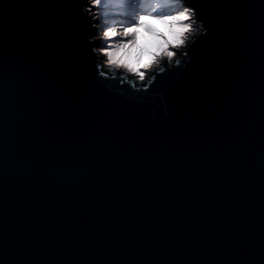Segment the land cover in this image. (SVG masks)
I'll return each mask as SVG.
<instances>
[{"label": "water", "instance_id": "1", "mask_svg": "<svg viewBox=\"0 0 264 264\" xmlns=\"http://www.w3.org/2000/svg\"><path fill=\"white\" fill-rule=\"evenodd\" d=\"M81 3L0 0V264H264V0H191L189 65L219 43L167 108L97 78Z\"/></svg>", "mask_w": 264, "mask_h": 264}, {"label": "clouds", "instance_id": "2", "mask_svg": "<svg viewBox=\"0 0 264 264\" xmlns=\"http://www.w3.org/2000/svg\"><path fill=\"white\" fill-rule=\"evenodd\" d=\"M81 12L97 31L89 42L96 57V76L117 81V91L147 94L146 102L168 107L163 91H151L158 77L187 69L191 46L208 29L191 0H82ZM113 87V85H109Z\"/></svg>", "mask_w": 264, "mask_h": 264}, {"label": "snow or ice", "instance_id": "3", "mask_svg": "<svg viewBox=\"0 0 264 264\" xmlns=\"http://www.w3.org/2000/svg\"><path fill=\"white\" fill-rule=\"evenodd\" d=\"M210 35L211 39L209 40L207 47L195 53L193 57V63L189 65V67L185 70V73L194 71L196 67L201 64V62L211 60L212 53L214 52L219 43V37L217 35V28L215 24L213 28L210 29Z\"/></svg>", "mask_w": 264, "mask_h": 264}, {"label": "rangeland", "instance_id": "4", "mask_svg": "<svg viewBox=\"0 0 264 264\" xmlns=\"http://www.w3.org/2000/svg\"><path fill=\"white\" fill-rule=\"evenodd\" d=\"M96 31H97V30L95 29V34H96ZM97 41H98V44H100V43H101L99 40H97Z\"/></svg>", "mask_w": 264, "mask_h": 264}]
</instances>
